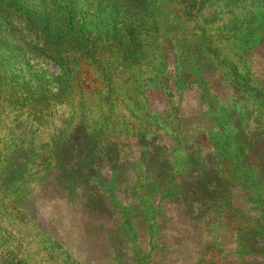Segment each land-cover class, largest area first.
<instances>
[{"label":"rangeland","instance_id":"obj_1","mask_svg":"<svg viewBox=\"0 0 264 264\" xmlns=\"http://www.w3.org/2000/svg\"><path fill=\"white\" fill-rule=\"evenodd\" d=\"M141 1L147 6L146 13L138 16L149 29L151 20L156 22L161 12L156 0ZM169 7L177 10L172 5ZM260 12L264 17V12ZM172 16L170 13L168 21ZM185 28L189 38L198 34L197 25L186 24ZM146 36L140 39L145 46L133 66L107 67L105 60L102 65L83 63L78 69L72 67L67 77L61 78L62 84H73L72 93L58 86V66L44 58L30 39L21 38L19 32L12 36L4 31L0 33V75L7 81H0V264H264V195L263 201L258 202L238 187L229 195L232 209H237L236 215L232 213L233 218L209 216L199 206L193 207L194 212H200L199 221L190 224L186 220L176 221L170 210L174 206L164 204L162 210L151 216L138 211L141 220L134 222L133 239L119 227L118 214H113L107 227L121 231L119 240L109 242L110 252L101 244L97 248L88 247L92 251L86 252L81 218L90 215V201L86 198L81 205L72 202L63 181L56 179L54 172L48 174L50 169L44 165L46 152L54 146V137L60 136L61 131L82 121L88 126L103 125L98 127L103 140L107 136L113 142L116 133L127 137L122 140L129 146L121 151L127 160V187L122 183L116 194L118 202L125 205L135 200L128 191L133 180L142 182L143 176L142 170L133 165L136 149L133 141H129L132 128L159 136L158 141L164 143L170 163L178 173L175 178L179 179L182 170H186L187 159L190 164L193 158L188 156L190 147L183 149L185 144L197 137L200 146L197 152L204 155L207 134L214 128L212 140L219 144L217 150L222 161L229 157L227 150L236 149L232 142L227 143L228 147L224 142L227 136L216 131L222 128L232 137L234 130L229 127L228 111L241 118L250 115V125H254V115L258 113V110L253 112L250 100L245 102L239 97L196 113L197 95L193 85H187L188 89L182 92L169 87L171 95L166 94L155 63L145 58L151 44ZM261 52L260 47L250 54L252 60L244 68L251 66L253 75L264 84ZM171 58L168 52L169 63ZM5 86L12 88L3 94L1 90ZM207 87L211 94L227 98L231 94L217 78H208ZM153 114L161 118L156 122ZM169 122L170 127L164 129ZM233 154L232 161L236 158ZM124 189L128 194L122 193ZM137 192L144 197L143 190L137 188Z\"/></svg>","mask_w":264,"mask_h":264},{"label":"trees","instance_id":"obj_2","mask_svg":"<svg viewBox=\"0 0 264 264\" xmlns=\"http://www.w3.org/2000/svg\"><path fill=\"white\" fill-rule=\"evenodd\" d=\"M156 2L163 14L158 13L157 21L151 20L147 29L144 19L138 16L146 13L147 6L141 0H0V31L11 36L19 32L21 38L30 39L44 58L58 66V86L68 92L74 93L73 84H62L61 78L67 77L72 67L78 69L83 63L102 65L105 60L107 67L111 64L123 68L133 66L145 46L140 39L147 35L151 44L145 58L155 63L166 94L171 95L169 87L182 92L188 89L187 85H193L197 95L196 113L209 110L218 102L228 104L236 97L245 102L250 100L253 112L258 110L254 125L249 124L250 115L241 118L234 111H228L229 127L234 130L232 137L222 128L216 131L227 136L225 144L232 142L236 149L227 150L229 157L222 161L217 150L219 144L212 140L214 128L207 134L209 140L204 155L197 152L200 147L197 137L185 144L183 149L190 147L188 156L193 158L190 164L187 159L186 170H182L179 179L175 178L178 173L170 163L164 143L158 141L159 136L132 128L129 141H133L136 149L133 165L142 170L143 176L142 182L133 180L128 191L135 200L125 205L118 202L116 194L122 183L127 187V160L121 154L122 149L129 146L128 142L125 145L123 142L127 137L116 133L114 141L109 142L107 136L104 140L99 136L98 127L103 125L70 123L73 125L70 129L67 127L52 139L54 146L48 148L44 165L50 169L48 174L54 172L55 178L63 181L72 202L81 205L86 198L90 201V215L81 218L84 225L81 235L88 254L92 251L88 247L97 248L99 244L110 252V243L119 240L121 231L107 227L113 214H118L119 227L134 239V222L141 220L138 217L141 210L151 216L162 210L164 204H171L176 221L195 224L200 212H194L193 207L199 206H203L209 216L233 218L232 213L237 214L229 198L233 188L246 191L250 199L263 201L264 84L253 75L251 66L244 67L252 60L250 54L260 47L259 58L264 63V17L260 12H264V0ZM171 5L177 10H170ZM150 6L151 3L149 10ZM170 13L173 16L168 21ZM186 24L197 25L198 34L189 38ZM168 52L172 57L170 63ZM208 78H217L220 85L231 90L230 96L211 94ZM0 81L7 82L2 74ZM3 88L1 92L6 94L12 86ZM143 101L145 105L144 97ZM155 116L157 122L161 115ZM143 121L148 125L147 120ZM170 124L163 126L164 129ZM232 153L236 157L233 161ZM137 188L144 191L143 198L137 194ZM122 193L128 194L126 189ZM223 195L225 198L221 199ZM171 216L173 218V214Z\"/></svg>","mask_w":264,"mask_h":264}]
</instances>
